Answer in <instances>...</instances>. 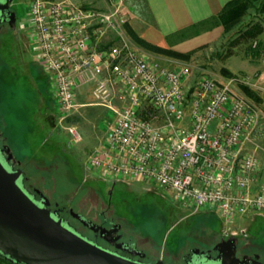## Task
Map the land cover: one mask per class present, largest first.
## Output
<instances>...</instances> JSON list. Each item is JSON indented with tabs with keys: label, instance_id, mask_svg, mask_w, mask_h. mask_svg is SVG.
<instances>
[{
	"label": "built area",
	"instance_id": "built-area-1",
	"mask_svg": "<svg viewBox=\"0 0 264 264\" xmlns=\"http://www.w3.org/2000/svg\"><path fill=\"white\" fill-rule=\"evenodd\" d=\"M27 2L31 51L50 74L59 122L87 105L78 102L86 87L114 115L89 168L112 181L154 183L190 214L264 216L263 113L241 89L260 86L157 63L128 36L122 0ZM66 130L79 139L74 126Z\"/></svg>",
	"mask_w": 264,
	"mask_h": 264
},
{
	"label": "rangeland",
	"instance_id": "rangeland-1",
	"mask_svg": "<svg viewBox=\"0 0 264 264\" xmlns=\"http://www.w3.org/2000/svg\"><path fill=\"white\" fill-rule=\"evenodd\" d=\"M14 1L18 19L25 23L28 2ZM259 6L260 2L253 3L231 30L223 29L213 42L192 49L186 61L155 53L131 41L168 68L186 65L193 74L205 73L218 82L232 76L252 81L259 67L254 66L247 73L242 71L251 53L259 50V43L257 34L244 38V31L255 25L264 26V12ZM205 27L211 28L212 24L208 22L200 31ZM86 90L81 92L83 98L78 102L87 105L59 122L50 74L31 51L28 28L25 26L22 33L7 37L0 45V132L21 163L29 188L40 190L52 206L71 209L97 226L108 228L112 222L118 223L122 242L144 253L145 264L158 260L163 264H180L183 254L190 249L211 248L230 236L236 238L237 256L258 254L264 263V216L247 215L225 222L208 209L190 214L169 191L154 183L112 181L89 168L88 157L101 144L114 115L94 105ZM69 126L78 131V140L68 135ZM259 154L264 157V143ZM70 220L88 234L76 220ZM224 231L228 235H223ZM0 264L6 263L0 259Z\"/></svg>",
	"mask_w": 264,
	"mask_h": 264
},
{
	"label": "water",
	"instance_id": "water-1",
	"mask_svg": "<svg viewBox=\"0 0 264 264\" xmlns=\"http://www.w3.org/2000/svg\"><path fill=\"white\" fill-rule=\"evenodd\" d=\"M12 0H0V22L13 20L8 10ZM10 163V165H9ZM9 146L0 149V258L10 264H145L144 253L131 247L130 253L140 260L119 255L79 234L50 208L49 199L38 189L39 199L23 187V171L13 170L19 164ZM70 215L101 237L115 234L120 225L110 229L84 220L71 209ZM120 235L111 237L116 241ZM117 248H127L117 243ZM236 238L230 236L217 242L213 250L192 248L193 262L187 264H264L259 255H236ZM154 264H163L158 260Z\"/></svg>",
	"mask_w": 264,
	"mask_h": 264
},
{
	"label": "crops",
	"instance_id": "crops-1",
	"mask_svg": "<svg viewBox=\"0 0 264 264\" xmlns=\"http://www.w3.org/2000/svg\"><path fill=\"white\" fill-rule=\"evenodd\" d=\"M230 1L232 0H122L121 11L123 14H127V23L132 31L146 42L183 53L213 42L220 36L223 31L220 25L211 28L205 27L197 34H190L184 30L193 24L208 22L211 17L217 16ZM95 2L98 6L103 7L104 5L102 0H95ZM206 24L204 23L203 28ZM256 34L259 50L251 53L252 56L249 57V61L247 60L248 64L242 72L247 73L252 67H259L254 72L255 74L253 73L252 82L260 86L255 91L261 98L259 107L263 113L264 128L263 25L257 28ZM252 61L255 62V65L252 64ZM88 88L81 89L78 98H83L81 92ZM88 94L90 95V91ZM261 143H264V135ZM260 155L261 178L264 179V157Z\"/></svg>",
	"mask_w": 264,
	"mask_h": 264
},
{
	"label": "trees",
	"instance_id": "trees-1",
	"mask_svg": "<svg viewBox=\"0 0 264 264\" xmlns=\"http://www.w3.org/2000/svg\"><path fill=\"white\" fill-rule=\"evenodd\" d=\"M260 2L259 10L264 12V0H232L229 3H227L221 12L217 16L211 17L208 22L214 25H222L224 32H228L231 30V28L236 24L239 23L242 16L246 13L248 7H251L253 3ZM208 22H200L197 24H193L192 26L185 29V32H189L191 34H197L200 29L203 27L204 23ZM125 30L130 37V39L135 42L140 47H144L146 49H149L155 53H160L163 55L175 57L179 60L186 61L190 58V55L192 54L193 50L190 52H176L172 51L170 49L162 48L157 45L151 44L149 42H146L144 39L139 37L137 34H135L132 29L129 27L128 23L125 22L124 24ZM257 25L251 27L250 29H247L244 31L246 34L244 38L251 37L257 33ZM202 47V46H201ZM224 73L228 76H231V73L227 70H224ZM243 93L249 97L251 100H253L257 105L261 104V98L257 91L252 89L249 86H242L241 87ZM2 261H4L6 264H10L9 262L5 261L4 259L0 258Z\"/></svg>",
	"mask_w": 264,
	"mask_h": 264
},
{
	"label": "flooded vegetation",
	"instance_id": "flooded-vegetation-1",
	"mask_svg": "<svg viewBox=\"0 0 264 264\" xmlns=\"http://www.w3.org/2000/svg\"><path fill=\"white\" fill-rule=\"evenodd\" d=\"M8 10L10 12L14 13L13 14V20H12V22H10L9 20H4V21L0 22V45L3 42H5V39L7 37L15 36V35H18V33H22L23 29L25 28V23L20 22L19 19H18L16 2L14 0H12L10 2ZM3 145H6V144L4 142V138H3L2 134L0 132V149H1V147ZM9 165H10V163H9ZM20 167H21V163L15 164L14 167H13V170L21 169ZM27 180L28 179L24 175V172H23V181H22L23 187L25 189H27L29 192H31L35 196L36 199H39V194L36 193V189L37 188H35V187L29 188V186L27 185ZM50 208H51L52 211L56 210V213L58 214V216L61 217L64 221H66L72 228H74L82 236H85L87 239H89V240H91V241H93V242H95L97 244L103 243L102 245H100L103 248L109 249V250H111L113 252L118 253L121 256L130 258V259H133V260H140L141 259L138 256L131 255V253H130L131 247L128 246L127 244H125L124 242H122L121 237L118 240L114 241V242L109 241L111 237H114V236L119 234L120 229L115 234H112L111 236H107V238H104V237H101L98 233H95L92 230H90L88 227L84 226L79 220L73 218L70 215L69 210H66L64 207L52 206L51 203H50ZM70 219L76 220L82 226V229L85 230L86 232H88V234H85L84 231L78 229L71 222ZM115 224H118V223L112 222L107 229H110ZM117 243H123V246H127V248H124V247L122 249L117 248L116 247ZM213 247L214 246H212L211 248L208 247V248L204 249L205 251L208 250V249L211 250L212 257H214L216 255V253H217L215 250H213ZM192 260H193V258H192L191 252L185 253L182 256V263H180V264H187V263H189Z\"/></svg>",
	"mask_w": 264,
	"mask_h": 264
}]
</instances>
